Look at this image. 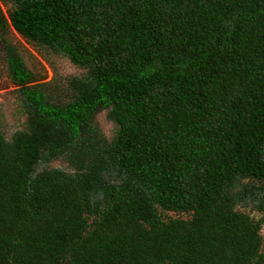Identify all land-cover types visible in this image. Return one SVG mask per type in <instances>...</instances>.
I'll use <instances>...</instances> for the list:
<instances>
[{
	"label": "trees",
	"instance_id": "16d2710c",
	"mask_svg": "<svg viewBox=\"0 0 264 264\" xmlns=\"http://www.w3.org/2000/svg\"><path fill=\"white\" fill-rule=\"evenodd\" d=\"M10 26L84 72L38 78ZM0 42V264H264V0H0Z\"/></svg>",
	"mask_w": 264,
	"mask_h": 264
},
{
	"label": "rangeland",
	"instance_id": "374dc122",
	"mask_svg": "<svg viewBox=\"0 0 264 264\" xmlns=\"http://www.w3.org/2000/svg\"><path fill=\"white\" fill-rule=\"evenodd\" d=\"M3 7L7 10L6 6ZM6 36L10 42L18 47L28 67L38 78H42L43 81H50L55 76L61 78L63 81L73 75H80L84 72L83 68L72 63L68 57L29 42L24 36L13 29L12 26H10ZM25 120L26 115L21 109L16 94V86L8 75L6 53L2 47V42H0V123L6 136L9 138L15 130L21 129L25 124ZM97 123L101 127L105 137L108 140H112L117 133L118 126L109 120L107 111L104 110L97 116ZM66 165V160L58 158L51 160L50 166L65 167ZM242 210L257 218L264 216V211L252 205L243 206ZM170 214L175 215L172 212ZM182 216L187 217L186 215ZM262 233L264 234V226Z\"/></svg>",
	"mask_w": 264,
	"mask_h": 264
}]
</instances>
